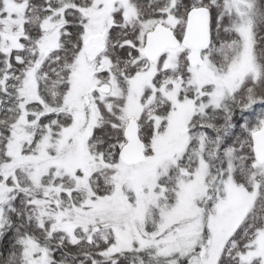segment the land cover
Instances as JSON below:
<instances>
[{
    "label": "snow or ice",
    "instance_id": "snow-or-ice-1",
    "mask_svg": "<svg viewBox=\"0 0 264 264\" xmlns=\"http://www.w3.org/2000/svg\"><path fill=\"white\" fill-rule=\"evenodd\" d=\"M0 264H264V0H0Z\"/></svg>",
    "mask_w": 264,
    "mask_h": 264
}]
</instances>
